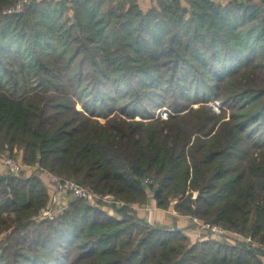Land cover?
Listing matches in <instances>:
<instances>
[{
	"label": "trees",
	"instance_id": "obj_1",
	"mask_svg": "<svg viewBox=\"0 0 264 264\" xmlns=\"http://www.w3.org/2000/svg\"><path fill=\"white\" fill-rule=\"evenodd\" d=\"M19 1L0 0V151L24 148L27 164L125 204H112L119 218L77 198L39 221L42 180L0 169V264H264V0L6 12ZM151 199L184 226L198 218L249 241L192 240L176 219L142 216L135 204Z\"/></svg>",
	"mask_w": 264,
	"mask_h": 264
},
{
	"label": "rangeland",
	"instance_id": "obj_2",
	"mask_svg": "<svg viewBox=\"0 0 264 264\" xmlns=\"http://www.w3.org/2000/svg\"><path fill=\"white\" fill-rule=\"evenodd\" d=\"M20 2V1H19ZM188 5V4H187ZM7 9V8H6ZM5 12V10H4ZM210 106H211V111L213 113H215L216 115H222V112L224 110H226V105L223 103L222 100H213L211 101L210 103ZM195 106H199V103H196L194 104ZM154 110H155V114H157L156 116H161V118H167V116H169V113L170 112H173L171 111L172 109L169 108V107H154ZM229 112V111H227ZM229 114V113H228ZM139 120H140V117H137ZM101 121L103 120V118H99ZM5 155H8V156H13L17 159L18 162L24 164L26 167H30L33 172H34V175L37 176L39 179L42 180L43 184L45 185V187L47 188V185L49 184V181L51 179V175L55 174V175H58L48 169H44L42 168L39 163H34V164H27L26 161L24 160V148L22 149H18V150H15L14 151V154H10L9 152H6V151H0V158L1 156H5ZM1 170H5L3 167L0 168ZM21 176V175H19ZM60 176V175H58ZM61 178H64V179H70V180H75L78 182L77 179L75 178H68L66 176H60ZM144 181H145V185H148V183H153V178L148 175L147 177H144ZM80 183V182H79ZM85 185V184H84ZM91 188V187H90ZM94 192L98 193L99 195H104V194H101L100 192H97L96 190H94L93 188H91ZM61 192H65V191H60L58 194H57V197L56 199H59L61 197ZM66 193V192H65ZM152 191L150 190V193L149 195H151L150 197H152ZM105 195H112V194H105ZM112 197L114 198L115 200V196L112 195ZM49 198H50V195H49ZM150 199V198H149ZM63 200V199H62ZM176 202L179 201V199H176L175 200ZM123 202V201H122ZM150 202V201H149ZM148 202V203H149ZM49 203V202H48ZM47 203V204H48ZM125 204V202H123ZM47 204L44 206L46 207ZM89 204V203H88ZM156 204V203H155ZM91 205V204H90ZM96 205H100L101 208H103L106 212L110 213L111 215L113 216H116V217H119L121 218V216L119 214L116 213L114 207L112 205H105V204H102V203H98V204H95L94 206ZM146 205V204H145ZM157 205V204H156ZM135 206L139 209V211L142 213V216H145V218L151 222H154L155 220H158V217H159V208H157L158 206H144V205H139V204H135ZM43 207V208H44ZM147 208V209H146ZM154 208V209H153ZM42 209V208H41ZM40 209V210H41ZM163 215L165 216V222L161 223L162 225H166L168 223L169 226H171L172 222L174 221L175 219V216L173 217L172 213L171 212H165V210H163ZM178 213V212H177ZM61 214V213H60ZM167 220H170L169 222ZM40 221V220H39ZM193 221V222H192ZM170 223V224H169ZM191 225L190 227H188L187 229H185V232L187 235L190 236V238L193 240L195 238H202V237H205V236H208L207 233L205 231H212L214 234L217 233L218 235H220V239L219 240H224L226 239L227 237H230L231 239L235 240V239H241V240H246V241H249V239H245V237L243 235H240L238 233H235V232H231V231H225L223 233H218L216 232L214 226H216L217 224H212L213 226L209 227L207 226V222L201 220V219H198V218H194L191 220V223L189 224ZM10 230H8L7 232H9ZM193 234V235H190ZM7 233H1L0 234V239H5L6 238V235ZM226 234V235H225Z\"/></svg>",
	"mask_w": 264,
	"mask_h": 264
},
{
	"label": "built area",
	"instance_id": "obj_3",
	"mask_svg": "<svg viewBox=\"0 0 264 264\" xmlns=\"http://www.w3.org/2000/svg\"><path fill=\"white\" fill-rule=\"evenodd\" d=\"M30 1L31 0H21L16 5L8 8L6 12L19 11ZM0 165L3 166L6 171L14 173L15 175L26 174V166L18 162L17 159L13 156H1ZM47 189L50 195L49 203L46 207L42 208L39 211L38 215L36 216L37 220L53 219L57 217L66 208L67 203L77 198L93 205L98 204L101 201L109 205H112L113 203L124 205V203L120 200L115 201L112 195H99L98 193L94 192L89 186H86L75 180L61 178L60 176L55 174L51 175V179L49 181V184L47 185ZM60 191H65L68 194V198L63 200L61 198L56 199L57 194ZM207 226L211 227L213 225L207 222ZM214 228L218 233H223L226 231L219 225L214 226Z\"/></svg>",
	"mask_w": 264,
	"mask_h": 264
},
{
	"label": "crops",
	"instance_id": "obj_4",
	"mask_svg": "<svg viewBox=\"0 0 264 264\" xmlns=\"http://www.w3.org/2000/svg\"><path fill=\"white\" fill-rule=\"evenodd\" d=\"M139 3H140V5H141V7L143 8V9H148L149 7H150V5H151V2H150V0H139ZM61 199H66V198H68V194L67 193H65V192H61V197H60ZM146 205H148V206H157L156 204H155V202L153 201V199H151L150 200V202L149 203H147ZM146 205H144V206H146ZM158 208V207H157ZM147 209V208H146ZM154 209V208H153ZM171 212L172 213V215H173V217L175 216V219L177 220V223L180 225V226H182L183 228H184V231H185V229H187L188 227H190L191 225H189V226H184V225H186V221H185V218L184 217H181V215L179 214V213H177V211L176 210H174V209H172V210H165V212ZM158 212H159V217H158V220H160V222L162 223H164L165 221V216L163 215V210L162 209H159L158 210ZM141 215H142V213H141ZM145 217V216H144ZM174 219V220H175ZM149 220V219H148ZM157 220H155L154 222H156ZM168 222L170 221V220H167ZM193 222V221H192ZM170 224V223H169ZM172 224V223H171ZM166 225H168V223L166 224ZM206 233H207V235L210 233V234H214V233H212V231H205ZM186 233V232H185ZM190 235H193V234H191L190 233ZM212 236H214V237H216V238H218L219 239V237H220V235H218V234H216V235H212ZM207 236H205V237H202V238H206ZM198 238V237H197ZM201 238V239H202Z\"/></svg>",
	"mask_w": 264,
	"mask_h": 264
}]
</instances>
